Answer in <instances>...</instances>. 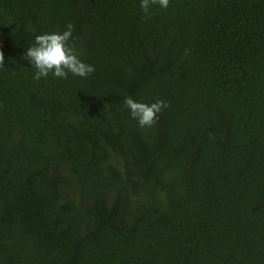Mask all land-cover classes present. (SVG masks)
Segmentation results:
<instances>
[{
	"label": "trees",
	"instance_id": "trees-1",
	"mask_svg": "<svg viewBox=\"0 0 264 264\" xmlns=\"http://www.w3.org/2000/svg\"><path fill=\"white\" fill-rule=\"evenodd\" d=\"M140 3L0 0V264H264V0ZM69 23L95 71L34 80Z\"/></svg>",
	"mask_w": 264,
	"mask_h": 264
},
{
	"label": "clouds",
	"instance_id": "clouds-1",
	"mask_svg": "<svg viewBox=\"0 0 264 264\" xmlns=\"http://www.w3.org/2000/svg\"><path fill=\"white\" fill-rule=\"evenodd\" d=\"M156 4L166 9L169 6V0H141L140 8L150 16L149 8ZM66 28L67 30L62 33L37 35L34 45L25 51L24 58L36 69L34 80L46 78L49 73L65 79L69 73L74 76L87 77L95 71L92 65L79 58L76 49L69 44L74 26L69 23ZM2 67H4V53L0 51V68ZM124 103L129 108L131 117L137 120L140 127H151L158 119V114L164 108L169 107L168 102L159 99L151 104H146L137 102L131 97H125Z\"/></svg>",
	"mask_w": 264,
	"mask_h": 264
}]
</instances>
